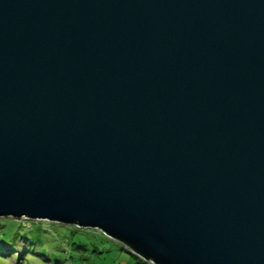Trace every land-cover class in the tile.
<instances>
[{
	"label": "water",
	"instance_id": "95a60500",
	"mask_svg": "<svg viewBox=\"0 0 264 264\" xmlns=\"http://www.w3.org/2000/svg\"><path fill=\"white\" fill-rule=\"evenodd\" d=\"M5 217L264 264V0H0Z\"/></svg>",
	"mask_w": 264,
	"mask_h": 264
},
{
	"label": "rangeland",
	"instance_id": "374dc122",
	"mask_svg": "<svg viewBox=\"0 0 264 264\" xmlns=\"http://www.w3.org/2000/svg\"><path fill=\"white\" fill-rule=\"evenodd\" d=\"M20 220H22V224L26 227L27 230L33 229L34 227L41 228L40 225H33V221H35V223L37 224H41L42 222L41 226L44 227L48 232L51 231L54 226L51 225L52 222H49L47 220H32L27 218H22ZM76 236L82 237L85 242L90 244L91 246H93V243L100 244L102 242L103 245H105V248H108L106 249L107 252L100 255V259L97 257V255H91L90 253L89 255L87 253L86 255L90 256L89 259H86L87 256L85 255V259H79L81 260L79 261V264H89L90 262L93 264H140L137 257L133 256L131 252L122 249V246L119 242L112 238L109 239L107 235L104 236L99 234V236H96L90 232L88 235L83 234L82 236H80L79 234H76ZM30 245H32L31 242L23 240L22 237L18 239L15 245L11 244L8 241H0V251L2 253L0 255V264H70L69 262L71 261V259L66 254L71 253L70 255L72 256L73 261L76 260L77 262L78 259H76L75 254L81 252L80 248L75 249L73 245L70 246L69 244H65L63 248L66 249L62 250L63 248H55L54 243H52V247L45 244V246L42 248V250H44L45 252V256L39 254L28 256L29 254L27 247H30ZM36 245L37 243L34 244V246ZM58 246L61 245L58 244ZM46 258L50 259V261L46 260Z\"/></svg>",
	"mask_w": 264,
	"mask_h": 264
},
{
	"label": "trees",
	"instance_id": "16d2710c",
	"mask_svg": "<svg viewBox=\"0 0 264 264\" xmlns=\"http://www.w3.org/2000/svg\"><path fill=\"white\" fill-rule=\"evenodd\" d=\"M22 223L23 222L20 219L15 220L11 217L1 218L0 219V241H4V242L8 241L11 244L15 245L18 239L22 237L23 240H27L31 242L32 244L30 245V247H27L28 254H29L28 256L36 255V254L45 256V252L44 250H42L45 244L47 246L48 245L51 246V244L54 243V246L57 249H62L65 244H69L70 246L73 245L75 249L76 248L81 249V252L75 254L76 259H78L77 262L76 260L73 261L72 256L70 255L71 253L66 254L71 259V261L69 262L70 264H79V261H81L79 259H85L84 256L87 253L88 254L90 253L91 255H97V257L100 259V255L107 252L106 249H108V248H105V245H103L102 242L100 244L93 243V246H91L90 244L86 243L82 237L76 236V234H79L80 236H82L83 234L88 235L90 232L96 236H99V234L104 235L102 232L98 230L96 231L95 229H93L92 231V229H89V228L83 229L78 226L75 227L71 225H66V224L63 225L60 223L56 224L52 222L51 225H54L53 229L48 232L44 227L41 226L42 222L41 224H37L35 223V221H33L32 222L34 223L33 225H36V226L40 225L41 228L34 227L33 229H29V230H27L26 227ZM35 243H37L36 246H34ZM58 244H60L61 246H58ZM121 246H122V249L127 250L128 252H131V250L126 245L121 244ZM65 249L66 248H63L62 250H65ZM0 250H1V247H0ZM1 254L2 253L0 251V255ZM89 255L88 256L86 255L87 256L86 259H89L90 257ZM132 255L138 258V261L140 264H152L148 261L147 262L144 261L141 257H138L137 255H134L133 253ZM46 260L50 261V259L48 258H46ZM89 264H93V263L90 262Z\"/></svg>",
	"mask_w": 264,
	"mask_h": 264
}]
</instances>
